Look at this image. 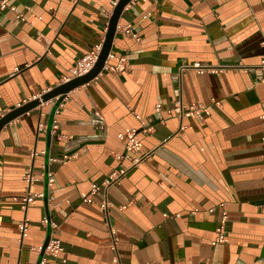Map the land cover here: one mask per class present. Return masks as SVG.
Returning <instances> with one entry per match:
<instances>
[{
	"label": "crops",
	"instance_id": "crops-1",
	"mask_svg": "<svg viewBox=\"0 0 264 264\" xmlns=\"http://www.w3.org/2000/svg\"><path fill=\"white\" fill-rule=\"evenodd\" d=\"M120 1L9 0L0 118L66 82L102 45ZM263 39L264 0H127L108 62L124 57L126 69L105 66L67 93L50 139L58 98L0 130V264H113L112 230L123 264H264ZM131 131L135 152L123 137ZM120 169L108 213L103 187L83 200ZM28 190L36 195L25 209ZM51 239L62 249L41 257Z\"/></svg>",
	"mask_w": 264,
	"mask_h": 264
},
{
	"label": "built area",
	"instance_id": "built-area-1",
	"mask_svg": "<svg viewBox=\"0 0 264 264\" xmlns=\"http://www.w3.org/2000/svg\"><path fill=\"white\" fill-rule=\"evenodd\" d=\"M9 0H0V10L5 9L10 7L12 10L16 11V7L15 6H10L9 5ZM113 3L115 4L116 1H113ZM17 18L24 20L25 17L21 12L17 13ZM124 31L128 34H132L134 37L139 38L138 34L136 32H134L130 26H125ZM262 46L264 47V39L261 41ZM103 43L102 45L96 47L95 49L91 50L90 52L86 53L83 57H81L80 59H78V61L70 68V75L69 77H67V81L78 77V76H82L84 74H86L87 72H89L93 66L95 65L96 61L99 58L101 49H102ZM115 54L110 51L106 64L105 66H110V69L113 72L116 73H121L126 69V60L124 57L119 58L116 64H110L108 65V62L110 59L114 58ZM255 75H256V81L262 82L264 83V54L261 58V61L259 63V65L256 67L255 69ZM177 93H179L178 89H177ZM184 108L185 105L181 104L179 101L176 104L175 110L179 113H184ZM204 109H200V108H195V107H191L190 110L186 111L187 114L189 113H197L199 115L204 113ZM261 120H262V136H261V140H262V144H263V148H264V112L261 114L260 116ZM124 138H126V149L130 152H135L141 149V141H140V137L138 132L136 131H131L128 132L127 134H125L123 136ZM139 161V160H137ZM262 163H263V170H264V153H263V158H262ZM125 172V169H120L119 171H113L111 174H109V176L107 178H105V180L101 183V184H97V183H93L92 184V188H91V192L88 194H83V200L86 202L91 201V196L92 194H95L96 192H98L101 187L104 188V196L101 200V210L103 212L108 213V209L110 207V200L106 194L107 188L115 181H117L119 179V177ZM34 179V176L31 175L29 177V180L32 181ZM263 181H264V175H263ZM36 194H32V192H30V190H28V192L26 193V195L23 197V202H24V206L25 209L28 207V205L34 200ZM263 209H264V203H263ZM228 215L226 211H223V216H222V223L227 219ZM28 218L26 217L21 223H20V231H21V235L22 237L26 235V231H27V226H28ZM223 224H221V226L219 227V236H218V240H223L224 236H223ZM116 232L114 230H112V238H111V247L113 249V258H112V262L113 264H123L121 259H120V255L118 253V247H117V242H118V237L115 234ZM62 249L61 245H60V241L58 239H51L45 249V252L50 254V255H55L57 254L60 250Z\"/></svg>",
	"mask_w": 264,
	"mask_h": 264
},
{
	"label": "water",
	"instance_id": "water-1",
	"mask_svg": "<svg viewBox=\"0 0 264 264\" xmlns=\"http://www.w3.org/2000/svg\"><path fill=\"white\" fill-rule=\"evenodd\" d=\"M126 3H127V0H121L119 2V4L116 6V8L113 12V15L111 17L110 23H109V28H108L105 40L103 42V46H102L99 58L96 61L93 68L89 72H87L86 74L72 78V79H70V80H68L62 84H59V85L53 87L47 93L43 94L40 98L31 100V101L27 102L26 104H24L20 107H17L15 109H13L12 111L8 112L7 114H5L4 116H2L0 118V130L10 120H12L13 118L19 116L20 114H22L28 110H30L31 108L39 105L42 101H47V100L52 99V98H58L56 105L53 107V110L51 112L49 124H48V129H47L48 139H50L53 121L55 118V112H56L59 104H61V102L63 101V99L67 95V93L73 91L77 87H79V86L89 82L90 80L94 79L104 69L108 55L112 49L113 40H114L116 30H117V24H118L121 12L123 10V7L126 5ZM47 180H48V176L46 174V181ZM47 194H48V192L46 191L45 192V199L47 198ZM48 243H49V240L42 246L41 257H43V254L45 252V249H46ZM40 262H41V258L38 261V264H40Z\"/></svg>",
	"mask_w": 264,
	"mask_h": 264
}]
</instances>
